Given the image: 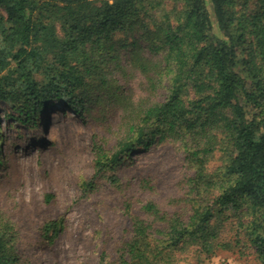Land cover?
Returning <instances> with one entry per match:
<instances>
[{
	"label": "trees",
	"instance_id": "1",
	"mask_svg": "<svg viewBox=\"0 0 264 264\" xmlns=\"http://www.w3.org/2000/svg\"><path fill=\"white\" fill-rule=\"evenodd\" d=\"M163 1L0 0V102L12 112L5 117L38 129L59 103L91 126H108L115 146L91 136L93 167L113 185L115 167L137 150H182L192 172L181 182L185 193L170 211L147 201L149 222L131 215L118 264H183L190 247L208 257L224 247L219 231L232 217L264 264V0H171L180 4L171 11ZM127 64L152 93L168 78L164 99L131 103ZM216 151L225 165L211 173ZM61 226L44 223L41 239L51 243ZM18 241L0 213V264H30Z\"/></svg>",
	"mask_w": 264,
	"mask_h": 264
},
{
	"label": "rangeland",
	"instance_id": "2",
	"mask_svg": "<svg viewBox=\"0 0 264 264\" xmlns=\"http://www.w3.org/2000/svg\"><path fill=\"white\" fill-rule=\"evenodd\" d=\"M174 4L180 6L165 0L161 8L171 11ZM0 16L4 17L2 11ZM143 55L161 58L160 54ZM126 61L123 57L122 63L126 65ZM127 75L123 89L131 103L148 105L166 96L168 78L152 93L144 77L129 64ZM7 114L12 115L10 106L0 102V213L16 225L18 252L30 264H118L119 249L129 238L131 215L149 222L142 211L147 201L170 211L173 200L185 193L181 182L192 175L181 149L154 143L115 167L117 184L113 185L109 172L96 174L93 167L91 136L104 139L108 150L115 146L108 126H91L59 103L52 104L38 120V129H26L5 117ZM120 114L109 118L112 130ZM225 160V154L216 151L209 171L222 170ZM60 220V232L52 242L42 240V225ZM237 221L232 217L221 224L223 248L207 257L190 247L180 256L182 263L257 264ZM247 221L242 217V223Z\"/></svg>",
	"mask_w": 264,
	"mask_h": 264
}]
</instances>
